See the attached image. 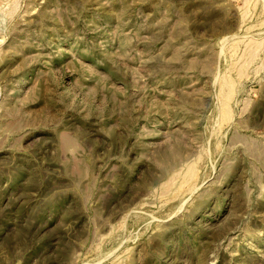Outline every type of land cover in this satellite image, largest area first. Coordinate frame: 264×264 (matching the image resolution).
<instances>
[{
	"label": "rangeland",
	"instance_id": "374dc122",
	"mask_svg": "<svg viewBox=\"0 0 264 264\" xmlns=\"http://www.w3.org/2000/svg\"><path fill=\"white\" fill-rule=\"evenodd\" d=\"M0 264H264V0H0Z\"/></svg>",
	"mask_w": 264,
	"mask_h": 264
}]
</instances>
